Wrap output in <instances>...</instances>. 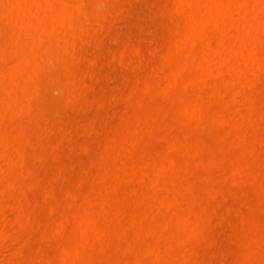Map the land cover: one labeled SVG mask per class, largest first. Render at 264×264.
<instances>
[{"label":"rangeland","instance_id":"374dc122","mask_svg":"<svg viewBox=\"0 0 264 264\" xmlns=\"http://www.w3.org/2000/svg\"><path fill=\"white\" fill-rule=\"evenodd\" d=\"M0 264H264V0H0Z\"/></svg>","mask_w":264,"mask_h":264}]
</instances>
